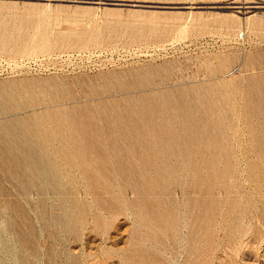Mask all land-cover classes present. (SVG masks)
Instances as JSON below:
<instances>
[{
    "label": "rangeland",
    "instance_id": "1",
    "mask_svg": "<svg viewBox=\"0 0 264 264\" xmlns=\"http://www.w3.org/2000/svg\"><path fill=\"white\" fill-rule=\"evenodd\" d=\"M81 1L0 0V264H264V0Z\"/></svg>",
    "mask_w": 264,
    "mask_h": 264
},
{
    "label": "water",
    "instance_id": "2",
    "mask_svg": "<svg viewBox=\"0 0 264 264\" xmlns=\"http://www.w3.org/2000/svg\"><path fill=\"white\" fill-rule=\"evenodd\" d=\"M81 3H87V4H95L94 1H88L84 0L81 1ZM107 5H119V6H136L137 4L135 3H119V2H107ZM139 6L143 7L144 5L138 4Z\"/></svg>",
    "mask_w": 264,
    "mask_h": 264
}]
</instances>
